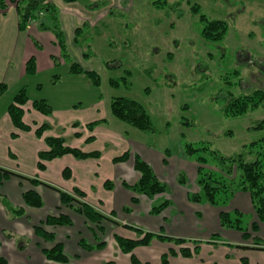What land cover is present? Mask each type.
<instances>
[{"label":"rangeland","instance_id":"obj_1","mask_svg":"<svg viewBox=\"0 0 264 264\" xmlns=\"http://www.w3.org/2000/svg\"><path fill=\"white\" fill-rule=\"evenodd\" d=\"M87 1L78 0L75 7H83ZM153 1L108 0V16L100 21L83 23L77 28L79 34L70 38L67 47L69 59L86 70L96 71L101 79L100 87L86 86L87 76L69 75V59L58 43L54 44V40L49 42L48 35L53 34L52 30L44 28L41 37L32 44L34 51H28V58L37 56V73L28 74L19 83L11 82L4 102L9 106L23 88L29 90L30 99L48 98L52 108L72 105L83 106L85 111H89L94 103L100 102L99 116L107 121L110 128L157 152L170 150L179 159L195 161V158L185 157L186 145L199 148L210 144L220 155L254 160L258 149L251 152L248 146L264 139V106L237 118L226 117L224 111L233 98L255 90L264 91V0H167L161 9L155 8ZM197 11L199 13H195ZM201 14L211 20L229 23L230 30L224 41L207 42L202 38ZM42 23L50 26L47 18L42 19ZM50 54L56 57L53 70L47 68V56ZM112 80L118 84L112 85ZM114 98L140 103L150 116L154 132H141L112 116L110 107ZM209 160L216 169L228 168L212 157ZM182 172L191 178L187 169ZM163 201L161 198L154 206ZM244 216L243 227L246 229L251 215ZM106 230L101 240H105L107 246L108 233L112 239L118 233L114 227ZM81 238L94 246L97 244L91 231L81 230L76 239L77 253L73 258L67 253L70 264L73 260L85 258L83 254L106 248L84 251L78 245ZM216 238L211 243L208 242L210 239H191L193 242L189 240L182 247L154 240V246L151 243L149 248H137L136 256L142 263L162 264V255L173 249L176 255L170 256L169 260L172 258L176 264H182L181 249L185 247L193 252L196 244L192 243H198L200 251L190 258L192 263L234 264L236 261L243 264L246 259L251 264L249 260L255 257L252 250L231 246L224 236ZM9 239L16 242L15 238ZM248 242L251 244L252 240ZM259 242H264V239ZM219 248L221 257L220 253L214 254ZM125 256L128 255L114 246L95 260H99V264L107 261L122 264L126 262ZM211 257L217 260L213 262ZM129 261L131 264L130 258ZM87 262L90 264V260Z\"/></svg>","mask_w":264,"mask_h":264},{"label":"crops","instance_id":"obj_2","mask_svg":"<svg viewBox=\"0 0 264 264\" xmlns=\"http://www.w3.org/2000/svg\"><path fill=\"white\" fill-rule=\"evenodd\" d=\"M50 1L58 6L60 10L61 26L65 34L67 47L70 38H73L75 34V29L79 28L83 23H88V21L89 23L92 20L93 22L94 20L100 21L108 16V0H89L83 7H78V9L75 7L77 2ZM6 3L8 5L6 12L0 10V85L5 84L7 87L6 91L0 94V167L27 177L38 178L40 181L68 193L78 189L85 194V201L88 204L105 216L110 217L113 214L114 219L124 225L127 224L146 231L161 232L187 239H210L212 235L220 234V236L225 237V241L229 242L231 246L244 244L245 240L242 232L221 227L220 213L221 211H228L231 214V218L235 219L234 211H239L242 213L243 222L244 214H250L251 220L248 227H251V224L256 220V216L248 194L237 192L227 204L218 208L211 206L205 201L191 203L188 200V193L190 190H193V192L199 191L196 184L197 163L179 159L174 155L168 157L165 155L167 150L165 152H157L152 147L137 143L125 134L110 128L108 123L96 127L91 134L85 129V126L91 122L104 120V118L99 116L100 102L94 103L89 108V111H85L83 106L53 107L52 115L44 116L32 109L31 103L38 98L30 99L28 97L29 102L24 107L23 121L26 125L35 128L30 132H23L14 127L8 114V107L14 98L9 106L4 100H7L8 87L11 82L19 83L28 77L26 72V65L30 59L28 58L30 57L28 56V51H34L32 44H34L36 38L41 37L42 29L40 24H36L31 25L29 32H21L18 28L16 4L13 0H6ZM48 36L50 43L53 40L54 44L57 43L53 34ZM36 43L41 44L38 41ZM41 45L43 46V44ZM32 57H34L36 69H38L37 56ZM55 59V54L47 56L48 69L53 70L55 68ZM69 75L86 77L83 74L71 75L69 73ZM86 78L85 85L91 88L92 83L88 77ZM29 93L27 89V96H29ZM38 93H42V91ZM43 98L45 97L40 96L38 100ZM45 99L50 102L48 98ZM44 124L50 128L46 136L64 138L68 146L81 149L86 153L98 152L100 153V158L80 160L71 155H65L62 158L42 162L45 169L41 171L38 168L40 161L38 155L40 152L47 151L48 147L43 139L36 136L35 130L38 126ZM75 124L79 125V127L73 128ZM76 133L81 134V137H77ZM92 135L95 137V141L87 143L86 140ZM128 151L132 155H140L145 162L151 165L159 179L170 187L169 194H162L150 200L145 196L135 195L122 185L123 182L128 185H134L140 178V174L134 169L133 158L125 163L115 164L113 162L115 158L122 156ZM184 169L188 170L191 178L188 179L184 173L187 178V184L181 185L178 182V175L183 173ZM193 169L194 172L192 173ZM65 170H69L70 178H65ZM106 182H112L114 188L112 190L105 189L104 185ZM30 189L33 188L28 182L16 177L0 183V255L6 257L9 264H53L43 256L42 247L44 245H41L35 236L33 227L49 213L56 211V208L61 205L60 196L54 190L44 186L35 188L44 200L43 208L36 210L27 207L22 198V193ZM2 196L7 197L10 204L14 207L24 208V216L11 218L2 204ZM135 197L138 200L137 204L132 203ZM161 198L164 200L169 199L172 205L160 215L152 216L150 211L154 203ZM126 207L131 208L129 213L124 211ZM65 211L67 213L70 212L68 210ZM70 213L75 221L74 226L57 228L55 232L57 241L65 244L66 252L73 258L78 251L76 245L78 233L83 229H88L82 217L73 212ZM105 227L109 231L113 227L116 228L117 233L123 237L136 238L134 232L126 231V229L114 224L106 223ZM6 233H12L15 235L14 237H16V234L18 236H26L30 239V242L25 250L19 251L16 242L7 238ZM256 234L253 237L258 236L264 239V225H259ZM112 238L113 236H109L108 233L106 238L107 246L104 251L83 254L82 257L86 255L85 258L77 259V261L73 260L72 263L86 264L90 260V264H99V260L95 259L99 256L103 257L112 247L117 246ZM152 244L153 246L155 245V243ZM136 250L135 254L137 255L138 251ZM216 252L221 254L219 257L222 256L220 248L216 249L214 254ZM251 252L255 255L249 260L251 264H260L264 261L262 251L252 250ZM129 258V255L125 256L126 262L123 263L130 264ZM211 259L214 260L213 262L217 260L215 257H211ZM183 260L184 263L182 264H195L194 262L192 263V259L189 261L183 258ZM145 262L148 263V261ZM235 262L234 264H238ZM169 264H176V261L174 262V259L171 258Z\"/></svg>","mask_w":264,"mask_h":264},{"label":"trees","instance_id":"obj_3","mask_svg":"<svg viewBox=\"0 0 264 264\" xmlns=\"http://www.w3.org/2000/svg\"><path fill=\"white\" fill-rule=\"evenodd\" d=\"M63 1L66 3H74L78 0ZM13 2L16 4L17 8L19 30L21 32H29V26L36 24H40V28L42 30L44 28L45 30L51 29L57 43L64 52L63 54L69 59L70 56L67 53V43L61 26L60 10L58 6L50 0H13ZM165 4H167V0L153 1L155 8L161 9ZM7 8L8 5L6 0H0V10L6 12ZM195 13L199 12L197 11ZM43 18L50 20V26L42 23ZM200 22L201 36L207 42L224 41L230 30V26L227 21L211 20L202 14L200 15ZM79 31V29L75 30L76 36L79 34ZM69 62V73L71 75L83 74L89 78L94 87H100L101 79L96 71L86 70L81 67L80 64L72 61L71 59H69ZM26 72L28 74H34L36 72V61L34 57H31L28 60ZM111 84L116 86L118 82L112 80ZM6 89V85L1 84L0 94L4 93ZM28 102L29 98L27 96V89L23 88L14 97L13 102L8 107V114L14 127L23 132H30L33 130L23 121L24 107ZM262 106H264V91L255 90L251 94L233 98L230 102H228L224 114L228 118H237L247 115L250 112H254ZM32 107L35 111L43 114L44 116H51L53 113L52 107L48 101L44 99L33 101ZM110 108L112 116L130 127L136 128L144 133L154 132L150 116L140 103L127 98H114L111 101ZM105 123H107L106 120L95 121L87 124L85 129L90 133H93L96 127ZM73 127L78 128L79 125L75 124ZM49 130V126L45 124L39 126L35 130L36 136L43 139L48 147L47 151L40 152L38 155L40 160L38 168L41 171L45 169L42 162L62 158L65 155H71L80 160L100 158V153L98 152L86 153L80 149L68 146L64 138L45 136V133ZM76 136L81 137V134L76 133ZM94 141L95 138L93 136L86 140L87 143H92ZM248 147L251 152H253L256 148L258 149L254 160H245L242 156L230 157L220 155L217 150L210 147V144L202 145L199 148H195L193 145L187 144L185 157L195 158V162L198 165L196 184L199 188V191L197 192L188 193V200L191 203H201L205 201L211 206L218 208L227 204L237 192L248 194L256 216V220L251 224V227H247L246 229L243 227L242 213L239 211H234V215L236 216L235 219L231 218V214L228 211H221L220 224L223 229H234L243 233L245 243L242 245H235L236 247L264 252V242H259L261 238L258 236L253 237V234L258 232L259 225H264V139L254 142ZM165 155L171 157L172 154L170 150H167ZM210 157H212V159L214 158L219 160L221 164L227 165L228 168L226 170H222L212 167L210 165ZM131 158H133L134 169L140 174V178L134 185H128L126 182H123L122 185L127 190L133 192L137 196H145L150 200H153L159 195L170 193V187L164 181L159 179L151 165L145 162L140 155H132L131 152L128 151L122 156L115 158L113 162L115 164L125 163ZM64 176L65 178H70L69 170H65ZM12 177L24 180L32 186L33 189L22 193L23 201L27 207L33 209L43 208L44 200L41 194L36 190L39 186L50 188L57 192L60 196L61 205L56 208L57 213L47 215L33 227L35 236L41 245H44L42 247L44 257L54 264H70V257L67 255L66 246L63 242L57 241V235L55 232V229L59 227L74 226L75 221L70 212L79 215L85 220L86 228L92 232L94 239L97 241L96 246H94L85 238L79 239V247L87 252L101 250L106 246L105 240H101V237L105 234L106 230L104 225L105 223H111L128 231L134 232L138 238H126L120 234H116L114 236V240L119 250L126 255H130L131 264H149L142 263L134 252L137 248L150 246L154 240L167 242L181 247L188 244L189 240L193 242L191 239L186 240L179 237L142 230L127 224H121L114 219L113 214L110 217L105 216L88 204L85 201V194L78 189H74L72 193H68L53 185L42 182L38 178L27 177L20 173L12 172L8 169L0 167V183ZM178 182L181 185L187 184L186 175L180 173L178 175ZM104 187L107 190H112L114 188V184L112 182H106ZM1 201L6 212L11 216V218L24 216V208L14 207L5 196L1 197ZM132 203H138L136 197L132 200ZM171 205V201L167 199L161 204L153 206L150 214L152 216H158ZM65 210L70 212L67 213ZM124 211L129 213L131 208L126 207ZM5 235L7 238L16 239L19 251L25 250L30 242V239L26 236L14 237L15 235L12 233H6ZM217 236H220V234L212 235L208 242L211 243L213 242L212 240H217L219 238H216ZM249 240H252L251 244L248 242ZM192 244H196L193 252L191 249L185 247L181 249L183 258L190 259L193 258L194 255L199 254L200 250L198 243ZM175 255L176 252L173 249L169 250L168 253L162 255L161 263L168 264L169 257ZM0 264H9L8 259L0 255ZM102 264L116 263L114 261H107ZM243 264L249 263L245 259L243 260Z\"/></svg>","mask_w":264,"mask_h":264},{"label":"flooded vegetation","instance_id":"obj_4","mask_svg":"<svg viewBox=\"0 0 264 264\" xmlns=\"http://www.w3.org/2000/svg\"><path fill=\"white\" fill-rule=\"evenodd\" d=\"M226 39V38H225ZM241 56V55H240ZM249 61V57H248V55H247V62ZM243 62H246L245 60L243 61Z\"/></svg>","mask_w":264,"mask_h":264}]
</instances>
